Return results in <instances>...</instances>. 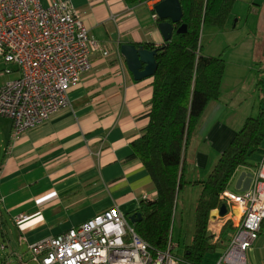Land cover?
<instances>
[{
  "label": "crops",
  "instance_id": "0c3cea01",
  "mask_svg": "<svg viewBox=\"0 0 264 264\" xmlns=\"http://www.w3.org/2000/svg\"><path fill=\"white\" fill-rule=\"evenodd\" d=\"M55 1L70 4L108 55H91L90 71L68 93L70 106L43 125L14 137L11 122L0 118V225L5 229L6 215L16 228L19 243L11 242L6 255L13 256L18 261L15 264L22 262L17 254L19 246L29 250L31 244L76 228L112 207L128 217L136 213L142 200L156 197L142 163L130 159V144L140 137L147 123L144 116L150 109L152 78L135 81L120 54L123 44L158 47L165 43L154 18L155 5L152 1L127 5L123 0H40L44 7ZM209 30L206 35L222 37V45L202 54L223 58L227 53L229 61L230 57L235 60L225 62L231 70L226 66L219 97L208 103L186 150L184 181L188 184L181 191L191 189L196 200L200 190L192 183L207 179L245 119L260 112L264 94V0H236L225 28ZM9 72L14 77L11 80L18 78L14 66ZM251 72L262 76L256 83L252 79L253 94H257L255 87L260 90L256 99L244 85ZM262 162L264 141L249 158V165L236 170L226 191L241 194L248 189ZM218 209L209 216L212 242L226 222L234 230L222 249L206 254L201 264H219L237 225V216L220 218ZM19 215L27 219L14 223ZM9 232L7 228L5 235ZM262 234L264 221L256 242L246 251V264H264Z\"/></svg>",
  "mask_w": 264,
  "mask_h": 264
},
{
  "label": "built area",
  "instance_id": "2783aa9c",
  "mask_svg": "<svg viewBox=\"0 0 264 264\" xmlns=\"http://www.w3.org/2000/svg\"><path fill=\"white\" fill-rule=\"evenodd\" d=\"M151 1L156 5L163 0ZM93 53L108 55L69 3L55 1L44 7L40 0H0V64L14 66L19 73L0 87V118L11 122L14 137L70 106L68 93L90 71ZM219 199L227 207L226 217H238L219 264H246V251L264 221V162L248 189L241 194L224 191ZM26 219L19 215L13 221ZM172 249L168 243L153 256L116 207L29 246L38 264H186Z\"/></svg>",
  "mask_w": 264,
  "mask_h": 264
},
{
  "label": "trees",
  "instance_id": "16d2710c",
  "mask_svg": "<svg viewBox=\"0 0 264 264\" xmlns=\"http://www.w3.org/2000/svg\"><path fill=\"white\" fill-rule=\"evenodd\" d=\"M123 1L135 5L151 0ZM178 1L183 15L174 25L170 41L158 47L143 44L147 50H156L157 69L151 77L150 109L144 116L147 123L140 137L130 144V159L142 163L156 197L139 203L136 213L140 214V220L131 223L129 216L126 218L153 256L168 247L177 198L188 184L184 181L186 150L208 103L219 97L226 68L221 57L202 54L201 31L205 26L224 29L236 0ZM181 25L186 26V31L177 34ZM263 141L264 94L259 114L245 119L207 179L192 183L200 192L195 206V233L181 257L184 263L201 264L206 254L222 249L227 236L232 234L234 228L226 222L212 242L209 216L223 204L219 196L227 190L236 170L249 165V158Z\"/></svg>",
  "mask_w": 264,
  "mask_h": 264
},
{
  "label": "rangeland",
  "instance_id": "374dc122",
  "mask_svg": "<svg viewBox=\"0 0 264 264\" xmlns=\"http://www.w3.org/2000/svg\"><path fill=\"white\" fill-rule=\"evenodd\" d=\"M234 22V19H233ZM209 28L211 29L212 27L210 26H205L203 27L200 35V44L202 45V51L206 52L209 49L210 50H216L221 48L220 45H222L221 38L222 37H211L207 36V31H210ZM207 29V30H206ZM214 30V29H213ZM212 30V31H213ZM220 42V43H219ZM228 58V59H227ZM232 60H235L234 57H230ZM224 62H233L232 60L229 61V56L226 53V56L223 58ZM229 63H225V65L228 68V71L231 70L229 68ZM9 68H11L10 65H6V67L3 68V66H0V85H4L8 80L13 79L14 77L9 74ZM256 69L259 71V66L256 67ZM232 73H228L231 75ZM2 75H6L3 76ZM253 75L256 77L254 78ZM261 75H259L258 72H251L248 76H246V81H245V86L246 88L249 87V95L252 99H256L257 95H259L260 90L258 87H255L257 89V94H253L256 90H253V80L255 79L258 81V79H261ZM251 78V79H249ZM250 84L252 86L250 87ZM233 90H235V87H232ZM254 96V97H253ZM242 98V97H241ZM192 140H190V143ZM191 189L183 190L180 191L178 198H177V204H176V209L174 210V215H173V220H172V228H171V235H170V245L173 246L174 248L172 249V254L174 256H183L185 253V245H188L191 243L192 238L195 233V206H196V198L194 197V193L190 191ZM4 220L6 222L5 229H2V225H0V245L5 246V249L2 250L0 249V264H6L9 261L18 263L16 259H13L12 257H7L6 255L9 252V249L11 250L10 244L11 242L16 243V228L9 223V219L6 215H3ZM1 224V222H0ZM9 229V233H6L5 235V230ZM8 235V236H7ZM260 239L264 240V234L260 235ZM250 250V249H249ZM17 254L19 256V259L22 260V262L19 264H38L37 262H33V256L31 254V251L28 250V247L25 245L19 246ZM16 263V264H17Z\"/></svg>",
  "mask_w": 264,
  "mask_h": 264
},
{
  "label": "water",
  "instance_id": "95a60500",
  "mask_svg": "<svg viewBox=\"0 0 264 264\" xmlns=\"http://www.w3.org/2000/svg\"><path fill=\"white\" fill-rule=\"evenodd\" d=\"M154 12L158 22V30L164 42L170 41L174 31V25L182 19V9L178 0H163L154 6ZM186 31V26L181 25L177 34ZM120 54L124 57L128 71L135 81L151 78L157 69L156 50H147L143 46L123 44L120 46ZM212 213V212H211ZM217 216L222 218L227 214V207L222 204L217 211ZM140 214L134 213L128 217L131 223L140 220Z\"/></svg>",
  "mask_w": 264,
  "mask_h": 264
},
{
  "label": "bare ground",
  "instance_id": "6f19581e",
  "mask_svg": "<svg viewBox=\"0 0 264 264\" xmlns=\"http://www.w3.org/2000/svg\"><path fill=\"white\" fill-rule=\"evenodd\" d=\"M215 215V213H213V216Z\"/></svg>",
  "mask_w": 264,
  "mask_h": 264
}]
</instances>
